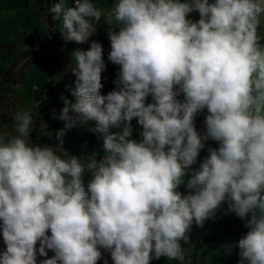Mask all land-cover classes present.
<instances>
[{"label": "clouds", "instance_id": "1", "mask_svg": "<svg viewBox=\"0 0 264 264\" xmlns=\"http://www.w3.org/2000/svg\"><path fill=\"white\" fill-rule=\"evenodd\" d=\"M47 11L66 44L88 43L103 21L119 70L101 95V42L71 52L75 100L60 95L55 145L32 142L31 106L0 120V264H38L37 251L39 264H109L101 250L111 264H192L181 241L221 211L247 229L227 254L264 264V0H57ZM80 127L102 139V159L63 148ZM209 140L218 148L193 168Z\"/></svg>", "mask_w": 264, "mask_h": 264}, {"label": "rangeland", "instance_id": "2", "mask_svg": "<svg viewBox=\"0 0 264 264\" xmlns=\"http://www.w3.org/2000/svg\"><path fill=\"white\" fill-rule=\"evenodd\" d=\"M48 1L50 4L52 1L53 3L57 2V0H0V107L3 108V112L0 113V120L11 125V117L17 108L31 106L33 108L34 124L33 132L30 136L33 143L41 146L58 143L55 138L56 133L64 128V122L58 118L60 110L63 107L60 95L63 93L66 98L73 100V102L75 100L71 95V91H69V89H74L75 87V77L69 69L71 63L70 54L74 49L87 50L93 41V37H90L88 43L76 44L72 42L77 47L86 46V48L72 46L69 48V54L67 53L68 49L66 45H69L71 42L69 44L63 43L64 48L52 59V62L56 61L61 66L67 54L69 55V57L67 56V60H65V64L60 69H52L49 64L43 67L39 59H36L32 63L29 62L22 69H17L18 60L13 61V57L18 53H15L11 57L9 53L3 51L1 46L11 50V46L13 45L20 52V57L18 58H31L32 52L28 54L21 53V50H27L30 47L29 39L31 36H38L42 39L48 34V29L50 28L47 11L50 4ZM68 2L71 3V0H68ZM93 2L100 6L110 7L114 1H111V4L109 1L102 2L101 0H93ZM189 18L194 20L199 19L192 16ZM98 26L105 25L101 21ZM57 28L59 26L55 29ZM104 31L105 29L98 28L95 35L101 36L104 34ZM106 44L107 46L104 44L103 47L106 74L102 76L104 87L101 89V95H107L114 89L113 80L116 78V73L119 70L118 65H114L108 60V53L110 51L108 38ZM23 60L25 61L26 59ZM10 63L12 66L9 65ZM109 64H111V74L107 70L109 69ZM33 84H37L39 91H33ZM177 99L183 102L184 94L181 93ZM38 101H41L42 104L38 109H35V107L39 106ZM151 102L152 98L149 96L146 103ZM206 115H208L207 109H204L198 112L195 117V127L200 132L206 131L204 123ZM89 126H94V122H90ZM132 126V138L140 140L142 126L138 124L137 118L133 119ZM111 131H119V129H112ZM63 140V148L72 155L87 156L96 152L98 154L97 159L99 160L105 154L102 147V139H99L96 134L88 131L86 128L80 127L66 130ZM209 146L218 148L219 145L215 141H207L205 148L200 152L197 165H193V168L198 167L199 162L208 155ZM89 178L90 175H86L85 181L87 182ZM185 179H187V176ZM180 190L183 192L185 188L181 186ZM222 209L226 210L227 205H222ZM246 232L247 229L244 227V221L234 213L223 215L221 211L217 213V218L214 221L211 219L207 220L203 228L197 227L194 224L190 233L189 243L185 244L181 241V244L185 248L187 255L190 256L192 264H238V249H233L231 255H229L225 246L238 241ZM4 248L2 232H0V251ZM101 251L103 256L109 259V264H111L110 255L104 250ZM48 255L51 256L52 253L49 252ZM43 258L39 256L37 251L38 264ZM98 264H103V260L99 261ZM151 264H179V261L161 257L159 260L153 259Z\"/></svg>", "mask_w": 264, "mask_h": 264}, {"label": "crops", "instance_id": "3", "mask_svg": "<svg viewBox=\"0 0 264 264\" xmlns=\"http://www.w3.org/2000/svg\"><path fill=\"white\" fill-rule=\"evenodd\" d=\"M72 1L73 0H71V3H72ZM101 1L102 2L109 1V3L111 4V1H114V0H101ZM54 3H53V1L51 2V4L49 2L50 6L52 4H54ZM190 16L195 17V18L198 19L199 18V13H191V14H189V17ZM48 19H49L48 21L50 23V28L48 29L49 30L48 34H46V36H44L42 39H41V37L36 36V37H38L39 42L33 41L31 39V37H30V39H29L30 40V47L27 50H21L22 51L21 53H27L28 54V53L32 52L33 54H31V58H29V59L27 57L26 58H18V57H20L19 56L20 52H18L17 48H15V46H13V45L11 46V50H8L7 48L1 46L3 51H6L7 53H9V55L11 57L15 53H18L15 57H13V61L18 60L17 69L24 68L29 62L32 63L33 61H36V59H39V61L41 62L43 67H46L47 64H49V66L52 69H56V68L60 69V68H62V65L65 64V60H67V58L69 57V55H68L69 54V48L72 47V46H75V45H73L72 42L70 44L68 42L69 45H66L67 46L66 48L68 49V51H67V53H68L67 56L68 57L67 56L65 57V60L62 61V65L61 66L56 61L52 62V59L54 58V56L58 55V53L61 52L62 48H64L63 47V43H65V41L60 36V31H59L60 22L59 21H54L52 19L51 14H49V13H48ZM57 26H59V28L55 29ZM98 28L105 29L104 34L101 35L103 37L98 36V35H93L92 36L93 40H97V41L101 42L103 47H104V44L107 46V44H106V40H107V38H106V36H107L106 27L105 26H98ZM75 47H77V46H75ZM79 47L86 48V46H79ZM79 47H77V48H79ZM18 50L20 51V49H18ZM32 55H34V56H32ZM23 59H26V60L24 61ZM9 65H11V63ZM107 70L110 72V74L112 73L111 72V64H109V69H107ZM105 74H106V70H105L104 73H102V76H104ZM33 91L34 92L39 91V88H38L37 84H33ZM37 103H39V106L35 107V109H38L41 106V104H42L41 101H38Z\"/></svg>", "mask_w": 264, "mask_h": 264}, {"label": "built area", "instance_id": "4", "mask_svg": "<svg viewBox=\"0 0 264 264\" xmlns=\"http://www.w3.org/2000/svg\"><path fill=\"white\" fill-rule=\"evenodd\" d=\"M73 2V1H72ZM31 39L33 40V41H35V42H39V39H38V37H36V36H31Z\"/></svg>", "mask_w": 264, "mask_h": 264}, {"label": "trees", "instance_id": "5", "mask_svg": "<svg viewBox=\"0 0 264 264\" xmlns=\"http://www.w3.org/2000/svg\"><path fill=\"white\" fill-rule=\"evenodd\" d=\"M39 246H40V245H39V242H38L37 245H36V248L39 249Z\"/></svg>", "mask_w": 264, "mask_h": 264}]
</instances>
